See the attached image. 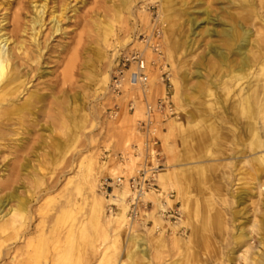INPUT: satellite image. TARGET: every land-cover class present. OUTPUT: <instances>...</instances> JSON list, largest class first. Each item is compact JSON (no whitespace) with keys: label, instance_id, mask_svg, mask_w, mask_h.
Listing matches in <instances>:
<instances>
[{"label":"rangeland","instance_id":"1","mask_svg":"<svg viewBox=\"0 0 264 264\" xmlns=\"http://www.w3.org/2000/svg\"><path fill=\"white\" fill-rule=\"evenodd\" d=\"M33 1L39 2L0 0V21L4 20L0 25L6 31L12 30L16 15L18 25L28 28L26 35L21 34L22 38L30 40ZM119 1L47 0L45 25L35 36L41 43L46 41L41 60L46 73L39 78L35 70L31 71L29 84V90L38 89L44 99L18 122L0 129V199L17 188L25 208L19 209L12 223L0 229V264H117L130 252L129 237L133 233L143 236L147 249L146 256H134L135 264H174L180 258L183 260L192 226L203 220L207 227L199 254L204 259L210 254L203 264H224L236 227L245 220H259L262 194L251 185L247 164L232 168L217 151L213 153L216 144L214 147L206 143L199 150L197 160L185 149V140L193 141L195 129L220 123L217 116H209V105L220 107L215 99L229 98L238 82L217 56L207 53L211 45H224L219 36L206 34L205 28L219 31L220 27L215 23L205 25L201 20L206 12L228 22L230 15H244L245 11L234 5L238 0H170L174 24L167 32L160 19L162 0H131L123 8L118 7ZM62 4H69L70 10L58 15L64 8ZM52 16H58L60 22V30L53 34ZM188 17H194L200 24L194 35L186 23ZM245 26L254 42L250 48L255 50L264 28L252 21H247ZM156 28L160 29V58L141 42ZM133 49L142 51L147 63L152 60L155 63L147 65L151 80L146 88L148 102H154L164 93L159 79L162 72L167 74L171 85L175 114L173 119L156 126L155 149L162 170L174 172V180L164 182L159 174L157 184L163 192L173 194L167 203L174 206V226L185 245L169 238L174 226L158 216L156 203L140 211L134 221L129 220L130 228L118 231L92 215L90 187L93 185L106 200L108 197L99 191L101 182L119 175L127 178L143 163L142 156L131 155V146L141 148L136 129L144 118V106L137 102L134 112L128 110L130 94L141 97L140 91L127 90L121 97H114L109 92V82L107 91L102 84L103 78L111 75L114 59ZM237 61L238 58L230 66ZM197 69L202 74L199 80L204 95L198 99L192 97L183 106L185 112L196 116L193 126L184 124L178 100L174 99L176 88L172 79L181 87L178 94L189 95L188 87L194 86L196 78L191 77L185 85L182 73L192 75ZM61 116L63 120H59ZM103 151L111 155L127 153L128 160L123 165L114 159L107 161L102 159ZM218 158L221 161H216ZM196 161L202 170L197 186L188 179ZM182 172L187 178L182 177ZM177 185H181V192ZM243 190L245 201L238 205L234 194ZM145 199L155 200L156 196L150 194ZM9 206L16 208L17 203H8L4 211ZM240 208H244V215L232 219L229 209ZM195 209L199 211L197 220L191 215ZM119 212L116 203L104 201L105 215ZM155 226L164 233L161 243L156 238ZM246 231L260 253L263 248L257 241L259 236L249 229ZM232 264L245 263L236 260Z\"/></svg>","mask_w":264,"mask_h":264},{"label":"bare ground","instance_id":"2","mask_svg":"<svg viewBox=\"0 0 264 264\" xmlns=\"http://www.w3.org/2000/svg\"><path fill=\"white\" fill-rule=\"evenodd\" d=\"M131 0H120L118 7H127L130 5ZM47 5V0H39V2H32V8L34 10V16L31 17L29 24L31 30V38L26 41L22 38V33L26 35L27 27L21 28L18 25V16L13 17L14 28L6 31V28L0 25V129H4L10 123H16L21 119L22 115L29 113L33 106L44 99V95L38 93V89L29 90V84L31 82V71H36L37 77H43L46 73L42 69V54L46 48V41L39 42L36 39V34L42 31L45 25L44 14ZM235 6H239L245 11L244 15H230V22L226 19L217 16L211 17L206 12V17L203 18L202 23H215L220 27L219 31L215 29L209 30L205 28L206 34L219 36L223 47L209 46L208 54H214L220 60V63L228 68L230 75H234L237 84L236 89L232 90V95L227 99H215V103H218L220 107L216 109L212 105H209V116L220 120L216 124H209L207 128L203 130H196L192 132V142L186 141V150L190 156L197 160L198 152L207 143L212 144L216 149L218 155H222L224 161H227L229 165L236 167L238 164H247L249 170L247 174L252 181V186L257 189L259 194H262L259 205V220L255 219L251 221L245 220L243 223L236 227L235 233L231 236L232 240L230 248L224 255V264H232L238 260L245 264H264V34L260 36L259 47L254 46L256 49L250 48L253 45V41L250 40L251 32L245 26L247 21H252L253 24H259L264 28V0H238L234 3ZM63 6V4H62ZM170 0H162L160 8V19L164 22L165 31H170L174 24L173 8ZM61 8L58 15H64L70 10L69 4H65ZM58 16H52L51 30L53 34L60 30ZM17 20V21H16ZM4 22V20L0 21ZM186 23L190 25L191 35L196 34L195 30L200 24L194 17H188ZM193 29V30H192ZM28 46H32L28 47ZM238 58V61L234 66H230V63L234 62ZM34 66V67H33ZM233 67V69H232ZM29 68V69H28ZM260 72V73H259ZM147 73V82H151L149 78V72ZM235 73V74H232ZM240 75V78L238 77ZM190 77V78H189ZM191 77L196 78V83L190 88V94H178L181 91V87H177L176 80L172 79L173 85H175L176 91L174 99L178 101V108L182 112L184 117V124L193 125L196 121V116L190 112L184 111V104L190 103L192 97L197 99L204 95V90L200 78L202 77L201 71L197 69L192 75L187 72L182 73V80L184 84ZM233 77V76H231ZM110 75H106L103 78L104 91L108 90V82ZM243 80V81H242ZM130 87L128 85L123 89L127 91ZM22 95V96H21ZM21 96V97H20ZM61 106V105H59ZM198 109V107H197ZM213 110V111H212ZM215 110V111H214ZM217 116V117H216ZM59 120H63L61 116ZM195 126V124L193 125ZM187 131V130H186ZM157 131H155L156 133ZM1 136V135H0ZM187 138V137H186ZM189 139V138H188ZM213 147V148H214ZM221 161L218 158L216 161ZM195 166L192 168V174L188 176V179L197 186L198 175L202 173L199 162H195ZM241 168H239L240 171ZM171 170H162L159 174L163 178L164 182L174 180V172ZM183 174V175H182ZM182 177L184 173L182 172ZM117 177V176H116ZM115 178V177H113ZM187 178V176H186ZM227 182V181H226ZM225 182V183H226ZM254 184V185H253ZM181 185H177V189L181 192ZM92 192V215L96 219H100L107 224L112 225L115 231L122 228H130L131 223L127 218V203L126 200L130 196L127 185H123L121 188H114L112 193L109 194L108 199H104L100 194L95 191L94 186L90 187ZM253 190V187H250ZM177 192V191H176ZM102 194V193H101ZM152 193H146L143 196V201L147 200V195ZM252 195V192L250 193ZM246 191L236 192L234 199L237 200L238 205H243L245 201ZM156 196V195H155ZM104 201L114 202L119 208L120 212L117 214L105 215L104 214ZM152 204L158 203L160 200H147ZM16 202V208L9 206L4 211V208L8 203ZM19 209L24 210V202L18 198L17 188H13L3 199H0V229H3L7 224L13 222ZM4 212V213H3ZM179 212V210H176ZM187 212V211H186ZM229 215L232 219H238L244 215V208L233 211L229 209ZM3 213V215H1ZM191 215L195 220L199 219L198 209L191 212ZM158 218V217H157ZM159 222L157 219H155ZM192 226L190 237L188 236L189 244L186 245L185 254L182 256L183 260L175 261L174 264H203L206 263L205 259L199 254L201 251L200 241H204L205 230L207 223L203 221H196ZM165 223V222H164ZM245 224L244 226H242ZM247 224V225H246ZM255 232L259 238L258 243L263 250L258 253L255 250L254 242L250 237L248 231ZM147 231H151L150 229ZM177 227H173L170 237L173 241H181L182 245H185L186 241L177 234ZM155 235L158 241L163 242L164 233L159 231V228L155 226ZM208 240V239H207ZM131 243V250L126 254L124 261L120 260L117 264H135L134 256L141 254L147 255L146 242L142 235L132 234L129 237ZM191 242V243H190ZM233 246V247H232ZM238 253L236 256H234Z\"/></svg>","mask_w":264,"mask_h":264},{"label":"built area","instance_id":"3","mask_svg":"<svg viewBox=\"0 0 264 264\" xmlns=\"http://www.w3.org/2000/svg\"><path fill=\"white\" fill-rule=\"evenodd\" d=\"M160 29L156 28L155 32L149 37H143L141 42L147 46L151 52L160 58ZM154 65V61L147 63L142 51L133 49L132 51L119 54L113 61V67L109 81V92L114 97H121L126 85L130 88L128 91L139 90L140 96L134 93L130 94L128 101V110L134 112L137 102L144 106V118L137 123L136 133L140 137L142 143L141 148L138 145L131 146L132 156H142L143 163L133 175L125 178L124 175H119L115 178H105L101 184L99 191L104 197H108L114 188H121L127 185L129 189V197L127 203L128 220L134 221L140 211H146L147 207L154 205L150 201H143V196L146 193H152L159 198L157 203V214L164 220L165 223L174 226V206H168L167 200L173 197L172 193L163 192L157 184V179L162 164L158 158V153L155 149L157 140L155 139L156 126L159 123H164L168 119L174 118V106L172 96L170 94L171 85L166 73H161L159 79L163 85L164 93L154 102L150 103L146 98V80H147V65ZM161 67V65H160ZM102 159H114L119 165H123L128 160L127 153H118L111 155L106 151L102 153ZM111 210V205L109 206Z\"/></svg>","mask_w":264,"mask_h":264}]
</instances>
